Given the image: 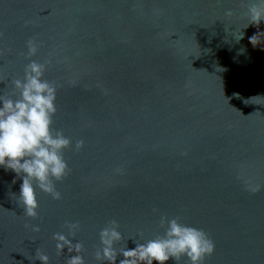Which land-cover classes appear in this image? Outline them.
<instances>
[{
	"label": "water",
	"instance_id": "95a60500",
	"mask_svg": "<svg viewBox=\"0 0 264 264\" xmlns=\"http://www.w3.org/2000/svg\"><path fill=\"white\" fill-rule=\"evenodd\" d=\"M253 3L0 0V94L14 95L30 60L45 64L52 127L72 141L61 199L37 189L36 217L0 168V264H40L37 249L66 264L53 234L76 222L85 264H102L110 220L119 250L163 235L161 215L207 233L215 248L203 264H264V21L243 29Z\"/></svg>",
	"mask_w": 264,
	"mask_h": 264
},
{
	"label": "clouds",
	"instance_id": "9594fccd",
	"mask_svg": "<svg viewBox=\"0 0 264 264\" xmlns=\"http://www.w3.org/2000/svg\"><path fill=\"white\" fill-rule=\"evenodd\" d=\"M231 14L230 12L228 13ZM249 25L259 26L264 21V0H258L248 9ZM258 33L249 37V42L255 47L260 44ZM244 37V32L234 39L238 43ZM36 45L28 42L29 55H35ZM243 51V50H241ZM45 64L30 60L24 67L22 78L11 81L15 93L13 96L0 94V168L13 172L12 184L17 180L19 192L12 196L22 206L23 213L28 217L37 216L39 206L36 190L51 195L53 199H61V193L56 189V182L68 174V164L63 151L72 141L63 131L52 127L56 114V86L44 79ZM15 97V98H13ZM83 146V141H76L77 149ZM258 191L259 186L251 188ZM153 209V212H156ZM68 234L57 232L53 234L58 252L67 249L69 255L66 264H85L80 255L83 245L75 241V233L79 223L66 225ZM159 226L164 229L163 235L138 241L133 237L134 248L127 244L117 250L116 242L123 239L118 230L116 220H110L107 226L99 232L101 247L96 251L97 260L107 264H166L172 260L179 264L181 258H186L187 264H203L204 258L214 252L215 245L202 229L182 223L179 217L168 218L160 216ZM33 231L39 227L32 226ZM75 241V242H74ZM35 260L40 264H49V257L37 249Z\"/></svg>",
	"mask_w": 264,
	"mask_h": 264
}]
</instances>
